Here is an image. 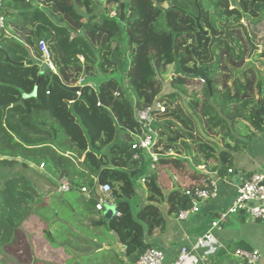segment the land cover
I'll list each match as a JSON object with an SVG mask.
<instances>
[{"label":"trees","instance_id":"trees-1","mask_svg":"<svg viewBox=\"0 0 264 264\" xmlns=\"http://www.w3.org/2000/svg\"><path fill=\"white\" fill-rule=\"evenodd\" d=\"M194 1L0 0L4 18L0 28L4 51L0 52V253L14 244L16 233L30 218L38 217L48 226L49 243L67 256L74 253L71 240L90 243L89 236L97 237L94 231L106 227L125 248L126 260L135 263L150 247L147 236L165 228L166 215L177 218L191 207L183 190L203 188L215 172L226 176L232 169V152L244 150L246 141L264 133L263 81L255 94L252 68L232 80L233 70L245 65L249 52L239 29L229 32L237 52L225 41L213 47L214 62L202 66L206 83L181 76L168 84L164 81L162 75L173 67L175 58L186 74L197 71L196 59L209 58V38H195ZM197 3L204 29L220 35L223 29L218 22L243 21L254 44L251 31L264 23V0ZM42 40L65 86L83 78L79 94L54 83L51 72L41 65L38 44ZM258 52L264 62V48ZM5 54L11 63L4 61ZM38 79L37 95L22 99L33 92ZM96 80L97 91L90 85ZM192 80L202 87L199 94L186 97L185 84ZM158 103L165 105L164 113L156 109ZM134 106L155 110L153 151L159 158L152 172H147L143 154L133 160L129 132L137 129ZM167 154L176 158H163ZM159 162L186 165L187 179L170 191L163 190L157 176ZM29 165L43 167L44 175ZM33 178L53 187L66 178L72 185L69 194L81 211L63 199L59 208L51 203L45 206ZM142 178L146 203L134 210ZM95 179L110 186L119 217L104 218L95 208L97 198L81 192L92 191ZM62 211L67 216L62 217ZM76 224L89 234L81 230L85 234L81 237ZM236 248L251 250L243 242L231 246Z\"/></svg>","mask_w":264,"mask_h":264},{"label":"built area","instance_id":"built-area-1","mask_svg":"<svg viewBox=\"0 0 264 264\" xmlns=\"http://www.w3.org/2000/svg\"><path fill=\"white\" fill-rule=\"evenodd\" d=\"M3 27L4 18L0 14V28ZM38 51L41 65L47 67L51 73L57 74L56 66L52 62L51 54L45 41L39 42ZM84 83L83 78H81L72 87H81ZM90 85L97 91L93 84L90 83ZM76 93L79 94V92ZM97 106H100V104ZM156 109L159 110V113H164L166 108L163 103H158ZM154 111L153 107L139 109L134 106L133 118L137 123V129L135 132H129L131 149L134 151L133 160H140L141 154L147 155L151 160L149 172L155 169L154 163L159 158V155L153 151L157 137L156 114ZM167 155L170 156L172 154ZM39 168L43 169V167ZM198 169L206 173L204 166H200ZM228 174H232L231 169L228 170ZM140 182L144 184V178ZM54 190L58 195L66 194L72 190V185L66 178H62L55 182ZM81 192L87 196H92L93 194L97 198L95 207L97 211L102 212L107 204L113 205L110 198V186L108 184L100 185L96 179L94 180L92 191L83 188ZM183 193L190 198L191 207L179 212L177 219L182 221L186 220L191 214L197 213L203 201L216 199L218 188L216 183L209 178V182L204 184L203 188L183 190ZM116 216L119 217L120 214L116 212ZM229 219L235 223H239L242 220L264 223V167L245 177L241 184L235 186L234 195L227 210L212 218L210 228L205 234L196 235L192 243L182 245L168 264H206L207 260L199 250L212 240L213 231L218 229L221 224H225ZM232 256L245 264H259L262 259L261 254L257 250L235 249ZM165 262V253L162 249L149 247L135 263L128 262L127 264H165Z\"/></svg>","mask_w":264,"mask_h":264},{"label":"rangeland","instance_id":"rangeland-1","mask_svg":"<svg viewBox=\"0 0 264 264\" xmlns=\"http://www.w3.org/2000/svg\"><path fill=\"white\" fill-rule=\"evenodd\" d=\"M204 6L207 7V3H205ZM100 9H103V6H101ZM112 13L114 15V12ZM86 25L88 26L89 23H86ZM251 32L255 37L254 45H257L259 50L262 51L264 48V23H260ZM258 51H254L251 57V62L256 65L261 73H264V62L259 56L261 52ZM172 72L173 68L170 67L166 74L162 75L166 84H168V80L171 79ZM201 87L202 86L197 81H188L185 84L187 91L186 97L192 96L193 94H199ZM262 91L264 93V82L262 84ZM178 102H181L182 104L181 99H178ZM240 130L242 135H245L243 127L240 128ZM247 142L248 141H246V144ZM143 161L144 163H147V172H149L150 158L147 155H143ZM231 164H234V160L231 161ZM42 170L44 172V169ZM33 181L36 184L38 191L43 195L44 199H51L50 205L55 207V209L59 208L58 203H60V200L63 199L67 200L69 203H73L75 208L81 211V207L78 204L77 199L73 198L71 194L66 193L62 195H54L55 187H53V184L37 178H33ZM137 186L139 190L144 189V186L141 183H138ZM140 197L141 196L138 195V198L135 200L136 205L134 210L138 209L142 205ZM57 198L60 199L57 200ZM80 199L81 198L78 197V200ZM107 206L109 205H105V207ZM104 210L101 212L102 216ZM45 213H47V211H45ZM60 215L65 217L67 216V212L62 211L60 212ZM73 221L75 220L73 219ZM76 225V230L79 231L78 233L81 234V230H83L84 233L86 232L87 235L89 234L88 230L84 231V227L82 225ZM88 225L89 223L87 222L84 224V226L87 227ZM47 228L48 226L41 222L38 217L30 218L29 221L26 222L16 233V241L14 244L3 249V253L0 255L2 261L4 260L2 263L29 264L32 260L30 264H127V260H125L123 254H120L121 251L116 253V246L112 243L114 241V237L106 227H102L97 229V231H94L93 234L96 236L98 235L97 233H99L100 237H98L99 235L97 237L89 236L90 243L85 242L82 238L71 240V247L74 249L72 256H67L62 248H56L54 245L49 243L45 236V230ZM222 229L235 236V239L237 240L236 244L243 242L248 247L257 249L262 254L264 259V223L252 221L234 223V221H231L223 224ZM102 245H109L113 250L108 251ZM100 246L103 249L96 251ZM231 259L232 263H240L239 259L234 257Z\"/></svg>","mask_w":264,"mask_h":264},{"label":"crops","instance_id":"crops-1","mask_svg":"<svg viewBox=\"0 0 264 264\" xmlns=\"http://www.w3.org/2000/svg\"><path fill=\"white\" fill-rule=\"evenodd\" d=\"M91 84L96 87L98 86V81H91ZM167 157L168 155L163 158ZM169 157L174 159L176 158L174 155H170ZM232 158L234 160V164L231 167V175L227 174L226 176H220L218 173L209 175L210 180L216 183L218 188V196L216 199L203 201L200 205L199 211L197 213L191 214L186 220L183 221L177 219L176 217L166 215L165 228L162 231H156L153 232L152 235L147 236L146 241L149 243L150 247L159 248L164 251L166 258L165 264H168L174 258L178 249L182 245L192 243L196 235L205 234L210 228L212 218L227 210L233 198L236 185L241 184L245 177H248L252 173L264 167V133L258 132L253 139L247 142L246 147L244 150H242V152H232ZM29 167L39 175H44L42 168L32 165H29ZM157 172L159 185L165 191H170L176 185H180L184 181V178L187 179L189 174L187 172L186 165L183 166L174 163L163 162H159ZM142 185L144 186V184ZM139 195L141 196L140 198L142 200L141 206H143L146 203L145 186L144 189L140 190ZM49 204L50 200L45 198L44 205L48 206ZM163 212H166L165 209ZM231 221L232 220L229 219L225 223ZM241 222H245V220H242ZM222 225L223 224H221L218 229L213 231L212 240L207 242L205 246L199 250V252L206 258V264H245L241 261L240 263H232L231 258L233 257L232 254L235 249L231 250V246L237 243V240L235 239L234 235L223 230ZM91 228L92 226H90V229ZM79 235L81 237H85V234L83 233ZM112 235L114 237V241L112 243H114L116 246V253L121 251L120 254H123L125 258V254L123 252L125 248L117 242L115 235ZM102 246L108 251L113 250L109 245ZM101 249L103 248L100 246L96 251H100ZM250 249L257 250L252 248ZM259 264H264L263 256Z\"/></svg>","mask_w":264,"mask_h":264},{"label":"water","instance_id":"water-1","mask_svg":"<svg viewBox=\"0 0 264 264\" xmlns=\"http://www.w3.org/2000/svg\"><path fill=\"white\" fill-rule=\"evenodd\" d=\"M194 3H195L196 8H197V16L194 17L196 28H197V31L194 33L195 34V38L198 39L200 36L209 38V43H208V46H207V50H208V53H209V58L207 60L196 59L198 69H197V71L195 73H190V74H186L183 71V69H182V67L180 65L179 59L175 58L174 59V70H173V75H172L171 78L181 76V77H185L187 79H196V80L204 81L205 77H204L203 72H202V66L203 65H207V64H211V63L214 62L215 56H214V53H213V47L218 42L225 41L232 48H234L236 50V47H235L234 43L230 40L229 31L230 30H234V29H240L241 32H242V35H243V37H244V39L246 41V43L249 46V52H248L247 57H246L245 65L241 69L233 70L232 80H234L236 77H240L242 72L244 70H246L247 68H252L254 70L255 75H256V83H255V93H256L257 92V85L261 81L264 82V74H261L260 71L258 70V68L256 67V65L251 62V57H252L254 51H258L259 47L254 45L251 42L250 35H249V32H248V30L246 28V25L243 22L237 23L235 25H230V26L225 24V23H221V24H219V26L223 29V34L222 35H215L214 33L204 29L202 27V25L200 24L201 11H200V8L198 6L197 0H195ZM0 52L4 53V51L2 49H0ZM236 52H237V50H236ZM4 61L7 62V63H11V60L9 59L8 55H6V54H5ZM20 65H23V64H20ZM51 77H52V81L54 83H56L60 87L66 89V90H68L70 92H78L80 90V87L65 86L62 83L60 77L57 74L51 73ZM232 80H231V82H232ZM39 83H40V79H38V81H37V83H36V85H35V87L33 89V92L30 95H23L22 99L35 97L37 95V88L39 86ZM207 86L210 89V82H207ZM3 110L5 111L6 107H3ZM116 212H117L116 205H114V204L113 205H109V206L105 207V210L103 212V217L106 218V219H111L113 216L116 215Z\"/></svg>","mask_w":264,"mask_h":264},{"label":"flooded vegetation","instance_id":"flooded-vegetation-1","mask_svg":"<svg viewBox=\"0 0 264 264\" xmlns=\"http://www.w3.org/2000/svg\"><path fill=\"white\" fill-rule=\"evenodd\" d=\"M164 10H166L165 12H167V9H164ZM242 22V21H241ZM221 23H225V24H227V25H235V24H229L228 22H225V21H223V22H218V25L219 24H221ZM240 23V22H239ZM237 24V23H236ZM245 24V23H244ZM246 25V24H245ZM247 28V27H246ZM240 30V29H239ZM248 30V29H247ZM209 31V30H208ZM231 31V30H230ZM229 31V32H230ZM240 32H241V30H240ZM222 34H223V32H222ZM222 34H220V35H222ZM241 34H242V32H241ZM242 37H243V35H242ZM244 38V37H243ZM197 40V39H196ZM173 70H174V65H173ZM198 69V68H197ZM195 73V72H194ZM172 75H173V72H172ZM199 81H201V80H199ZM202 83H204L205 82V80L204 81H201ZM206 83V82H205ZM201 85V84H200ZM208 87V86H207ZM209 89V88H208ZM210 90V89H209Z\"/></svg>","mask_w":264,"mask_h":264}]
</instances>
